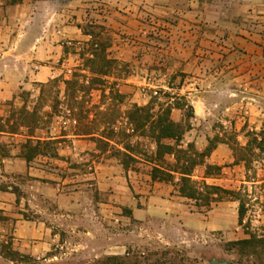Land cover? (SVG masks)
I'll return each mask as SVG.
<instances>
[{"label":"rangeland","instance_id":"rangeland-1","mask_svg":"<svg viewBox=\"0 0 264 264\" xmlns=\"http://www.w3.org/2000/svg\"><path fill=\"white\" fill-rule=\"evenodd\" d=\"M17 1L0 0L3 29L18 22L21 10L15 7L7 11V6L18 4ZM26 2L36 4L34 11L38 12L30 14L33 19L28 39L43 36L58 46L39 47L41 64L55 69L48 80L14 79L23 83L8 98L0 95V118L9 117L13 108L19 109L25 103L33 108L42 83L58 77L69 79L73 73L91 75L86 60L93 57L89 49L96 41L107 45L108 58L115 63L105 77L108 82L100 88L105 92L95 89L79 93L78 99L84 101L87 109L93 111L96 105L105 109L116 103L125 110L134 103L146 105L156 97V109L158 104H171L174 120L190 121L191 129L183 144L193 142L199 151L217 136L234 137L241 145L247 144L252 132L260 133L259 139L263 137L264 0ZM65 26L80 36L70 35ZM5 34L13 37L17 32L0 29V39ZM1 44L0 41V57L6 48ZM24 46L22 49L38 51ZM57 52L61 56L55 62L45 56ZM112 87L126 96L123 103L118 101L120 98L111 99ZM60 89L59 97L64 101L63 82ZM49 99L51 103L53 98ZM179 102L185 103L184 108L176 107ZM44 111H51V107L46 106ZM93 115L91 112L90 117ZM75 118L61 103L58 112L52 118L45 117L42 127L35 131V137L61 141L56 145L58 158L40 155L32 161V166L48 172L50 178L41 179L44 183L35 181L39 176L24 173L19 162L14 170H6L0 155V187L6 189L0 190L13 193L10 207L0 206V264H101L109 256L126 255L147 264H259L255 257L228 243L247 238V231L264 233V189L260 188L264 158L254 160L253 170L247 172L243 163L234 164L230 144L219 143L207 159L209 163L224 165L222 175L209 178V183L231 189L245 187L248 191L249 210L240 224L238 201L225 199L208 210H199L193 201L181 197L171 183L152 180L147 156L140 155L138 162L125 168L118 158L110 156L111 152L101 153L90 138L80 137L87 142L73 143L67 136L75 130ZM117 123L119 127L126 126L124 118ZM28 134L22 128L17 134L1 136L9 146L10 157H20ZM138 140L149 155L155 149L151 140L133 139L134 143ZM102 166H118L122 178L101 190L93 173ZM204 170V166H198L194 178L201 181ZM38 174L46 175L36 171ZM154 182L158 185L152 189ZM44 186L52 196L42 192ZM140 186L149 191L140 192ZM153 190L158 198L171 193L181 202L178 221L166 226L158 215L143 220L134 218L131 205L142 208L143 198L150 197ZM55 193L76 195L81 204L80 219L73 222L72 217L64 215ZM108 209L112 210L111 217L106 216ZM44 232L46 240L42 237ZM44 242L50 245H43Z\"/></svg>","mask_w":264,"mask_h":264},{"label":"trees","instance_id":"trees-1","mask_svg":"<svg viewBox=\"0 0 264 264\" xmlns=\"http://www.w3.org/2000/svg\"><path fill=\"white\" fill-rule=\"evenodd\" d=\"M21 1L18 0L16 3ZM89 51L93 57L86 60V65L90 68L91 75L73 73L69 79L58 77L48 83H42L39 99L33 108L30 109L25 103L19 109L13 108L9 117L0 118L1 157L6 158L11 155L9 146L1 140V136L17 134L22 128H26L29 132L28 139L22 145L20 157L28 163L40 155L58 158L56 145L61 142L60 139L35 137V131L42 127L45 117L52 118L58 112L60 104L65 103L70 113L76 117L73 135L90 138L97 144L101 153L111 152L110 156L118 158L125 168L138 162L140 155L149 157L147 161L152 165L150 172L152 180L171 183L181 197L193 201L199 210H208L225 199L238 201L239 222L243 224L249 210L248 191L245 187L231 189L209 183V178L222 175L224 165L209 163L207 159L219 143H228L234 153V164L243 163L247 172H250L253 170L254 160L264 158V135L259 139L260 133L252 132L246 145H241L234 137L224 139L217 136L209 140V144L203 151H199L193 142L186 146L183 144L185 134L191 129L190 121L174 120L172 117L174 107L171 104H158L159 107L156 109V97H153L146 105L134 103L125 110L116 103H111L105 109L100 105H96L93 111L87 109L84 101L78 99L79 93L91 92L95 89L105 92L106 90L100 88L108 82L105 77L109 75L108 69L115 63L114 59L108 58L107 45L103 43L98 44L93 41ZM62 82L65 85L64 101H61L59 97ZM26 94L29 95V93ZM110 94L113 101L120 98L118 101L123 103L126 98L113 87ZM49 98H53L51 103ZM46 106H50L51 111H44ZM184 106L185 103L179 102L176 107L184 108ZM189 107L193 110L191 105ZM91 112H94L92 118ZM119 118L126 120V126H118ZM135 137L151 140L155 145L153 152L149 155L148 151L142 148L139 140L134 143ZM198 166L205 167L201 181L194 178V172ZM248 181L251 180L248 179ZM253 181L255 183L257 180ZM260 188L264 189V180ZM0 189L6 190L2 187ZM3 220L6 219L3 218ZM247 227H250L249 224ZM247 234H249L247 238L231 241L228 246L238 248L243 254L255 257L259 264H264V233L247 231ZM101 264L147 263H143L137 257L132 259L126 255L109 256Z\"/></svg>","mask_w":264,"mask_h":264},{"label":"crops","instance_id":"crops-1","mask_svg":"<svg viewBox=\"0 0 264 264\" xmlns=\"http://www.w3.org/2000/svg\"><path fill=\"white\" fill-rule=\"evenodd\" d=\"M40 3V1L36 2V4ZM36 4L34 6L28 4L26 0H22L18 4L7 6V11L9 12L10 10L16 9L15 7H18L21 10L20 17H18V22L17 23H10L7 28L4 29L10 30V31H15L17 32L16 36H10L6 35L5 37H2L0 41L2 42V46L6 47L2 53V57H0V82H1V87H0V95L1 96H8L13 94L14 92L17 91V88H20V85L23 83V81H15L14 79L18 78H34L35 80H44L49 79V75L52 76L54 72V67L49 66L47 64H41V61H39L42 57L40 54V46H51L57 48L58 46H55L54 42L50 41L48 38H45L43 36H37L34 38V40H29V27L31 20L33 19L30 14L32 13H38L35 12L34 9H36ZM3 8L0 7V12ZM18 9V11H19ZM12 26H16V28H12ZM60 29L61 27L58 26ZM0 29L2 32L6 31L3 29V25H0ZM46 29V28H45ZM64 30L71 32V34H75V37H79L80 35L78 32L70 26H65ZM62 32L61 30H59ZM73 32V33H72ZM73 36V35H72ZM26 46H32L33 48H38V51H31L32 49L25 50L22 49V47ZM55 50V49H51ZM57 51H59L57 49ZM46 58H53V62L59 60V57L61 56L59 52H57L55 55L50 54L48 55L45 54ZM52 63V62H50ZM36 67V68H34ZM50 73H49V71ZM67 137L73 139V143L77 142H87V140H83L82 138L76 136V135H68ZM21 164V170L24 173L29 174L30 176H39L38 181L40 183H44L41 179L42 178H50L46 173L44 169L36 168L32 166L31 164L33 163L32 161L28 163L25 159L22 157H6L3 158L2 163L4 165V168L7 170L8 168H12L13 170L15 169L14 166L15 164ZM61 166V165H60ZM62 168V167H61ZM118 170V166H102L100 169H97L95 173H93L94 176L99 180V186L102 189H106L108 186L112 185L113 183L116 182V180H119L120 177ZM36 171H39L43 174L46 175H35ZM50 174V173H49ZM129 176H131L132 172L128 171ZM126 177V176H125ZM150 177V176H149ZM153 182V181H151ZM158 182H154V184L151 186L152 189L157 188ZM140 192H148L149 190L145 191L144 187H139ZM47 190V191H45ZM48 187L44 186L43 187V193L46 196H52V192L48 191ZM60 189H58L59 191ZM79 193V192H76ZM156 190H153L152 192H149L150 197L146 196L143 198V207L138 208V206L131 205L132 209V215L136 219L143 220L145 218H148L149 215H158L161 217L162 221L167 224L169 222H176L178 219L181 217L180 210L182 209L181 207L183 206L181 202L178 200L174 199L171 196V193L168 194L166 197H160L155 196ZM11 195L13 193L8 192V191H1L0 190V206H11L10 201L12 200ZM56 201L60 204V207L62 209V212L64 215L66 214L67 216H70L73 218V222L76 221V219H80V202L79 199L76 197V195L71 194L67 195L65 193H55ZM142 199V197H141ZM102 205L109 206V207H114L112 204H108L105 202H102ZM79 213H76V212ZM107 217H111L112 210L108 209ZM94 218V217H93ZM97 220V219H96ZM95 221V220H94ZM96 222V221H95ZM88 233L92 234V231H89ZM45 234L46 232L42 233L43 239H47ZM110 239V238H109ZM43 245H50L49 242H44ZM126 245V244H125ZM124 247V246H123ZM32 251V249H29ZM29 251V252H31Z\"/></svg>","mask_w":264,"mask_h":264},{"label":"water","instance_id":"water-1","mask_svg":"<svg viewBox=\"0 0 264 264\" xmlns=\"http://www.w3.org/2000/svg\"><path fill=\"white\" fill-rule=\"evenodd\" d=\"M215 264H229L227 261H216Z\"/></svg>","mask_w":264,"mask_h":264}]
</instances>
